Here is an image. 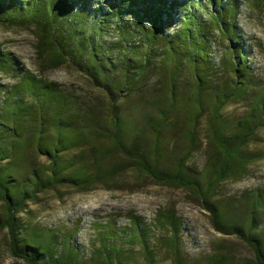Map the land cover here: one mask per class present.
Segmentation results:
<instances>
[{
	"label": "trees",
	"instance_id": "1",
	"mask_svg": "<svg viewBox=\"0 0 264 264\" xmlns=\"http://www.w3.org/2000/svg\"><path fill=\"white\" fill-rule=\"evenodd\" d=\"M253 3L264 12V0ZM239 4L240 0H0V27H33L38 64L54 68L71 61L107 94L104 105L98 101L90 108L87 97L79 98L58 82L25 69L0 43V229L7 233L12 255L24 264H75L72 233L57 239L54 232L25 224L27 204L41 196L59 199L63 190L87 191L133 166L155 180L197 189V179L184 172L182 162L173 173L157 171L159 138L155 156L149 160L140 140L125 135V118L117 102L151 62L159 61L172 80L188 69L197 97L213 93L209 119L218 156H211L209 162L207 192L220 180L242 172L254 158L242 148L263 124L264 86L238 122V131L226 133L221 108L242 96L255 77L247 62L250 45L237 25ZM216 42L225 44L219 60L232 73V80L208 93L203 83L216 68L212 61ZM140 45L146 46L143 53L136 50ZM117 74L123 76L122 82ZM168 101L174 102V94ZM201 109V103L196 104L193 115L201 114ZM161 113L159 123L164 124ZM195 121L189 117L190 138L195 135ZM114 152L121 155L117 162L109 159ZM251 200L264 213V189L252 192ZM208 210L218 231L240 236L251 247V264H264V238L241 224L225 228L220 214L214 208ZM254 211L249 228L257 222ZM160 217L158 225L169 231L167 243L179 264L181 221L174 210L162 211ZM100 225L98 262L121 264L124 246L136 241L142 244L146 261L154 262L155 250L149 245L145 224L136 220L120 237L114 221Z\"/></svg>",
	"mask_w": 264,
	"mask_h": 264
},
{
	"label": "rangeland",
	"instance_id": "2",
	"mask_svg": "<svg viewBox=\"0 0 264 264\" xmlns=\"http://www.w3.org/2000/svg\"><path fill=\"white\" fill-rule=\"evenodd\" d=\"M237 25L250 45L247 62L255 77L242 96L229 101L220 110L223 129L229 134L238 131V122L249 113L252 98L264 86V12L254 5L253 0H240ZM35 36L32 26L0 27L1 45L12 51L25 69L58 82L79 98L87 97L90 108L98 101L104 105L107 99L104 89L98 87L75 63L68 61L54 68L38 64L34 54ZM145 49L146 46L140 45L136 50L143 53ZM224 52L225 44L216 42L212 56L216 68L203 83L208 93L215 90L213 87L231 83L232 73L219 60ZM117 78L122 82V75ZM194 85L188 69L183 68L179 76L172 80L159 61L151 62L146 71L132 82L126 95L120 97L117 108L125 118L126 137L138 138L149 160L155 156L154 144L159 138L156 147L157 171L173 173L174 167L182 162L184 172L197 179L196 190L176 182L155 180L133 166L117 173L108 183L98 184L87 191L63 190L64 194L59 199L51 195L41 196L35 203L27 204L23 213L25 224L54 232L57 239L72 233L71 247L77 251L74 263L102 264L95 255L101 248L98 233L102 226L98 223L114 221L120 237L137 220L148 227L149 245L155 250L152 264H176L173 249L167 243L170 233L158 225L162 211L174 210L181 221L177 234L179 264H251L254 256L251 247L240 236L218 231L208 209L214 208L220 214L219 219L225 228L241 224L247 231L251 229L253 235L264 238L263 210L251 200L252 192L264 189V115L263 124L242 148L254 158L245 164L242 172L220 180L207 192L205 185L209 162L211 156H218L212 142L209 119L213 110V93L197 97ZM171 94H174V102L170 105ZM199 103L202 112L194 116L193 109ZM160 113L164 114V124L159 123ZM191 116L197 118L193 138L188 134ZM129 141L127 139L126 143ZM109 159L117 162L121 155L114 152L109 154ZM253 208L257 222L249 228ZM124 247L121 264H149L140 242ZM0 264H24L10 252L7 233L1 229Z\"/></svg>",
	"mask_w": 264,
	"mask_h": 264
}]
</instances>
